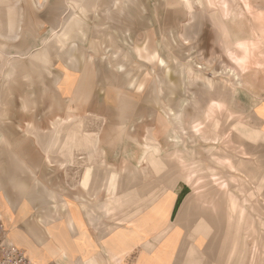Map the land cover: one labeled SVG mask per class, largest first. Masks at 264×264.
Returning a JSON list of instances; mask_svg holds the SVG:
<instances>
[{"label": "rangeland", "instance_id": "374dc122", "mask_svg": "<svg viewBox=\"0 0 264 264\" xmlns=\"http://www.w3.org/2000/svg\"><path fill=\"white\" fill-rule=\"evenodd\" d=\"M13 1L0 0V21L5 20L1 14ZM35 2L36 0H21L17 7L13 6L14 11L20 12L19 21H10L15 27L19 24L13 36L2 32L4 25L0 22V43L7 45L6 63L20 61L27 67V59L32 55L23 56L13 54L14 52L27 48L32 49V52L40 51L45 47L43 41L50 40L47 43L50 44L64 31L66 37L60 45L63 44L61 47H64L67 44V49L70 50L72 42L73 49H78L75 53L77 59L74 57V65H78L73 68L67 64L66 59L53 54L50 64L52 75L43 77H46V85L37 80L30 86L22 79V72L17 84L12 83L5 78L9 64L0 73V118H5L0 123V130L10 144L9 148L0 145L2 193L14 200L21 195L22 188L28 194L34 192L31 196L33 198H45L44 189L36 188L33 179L31 180L32 171L37 179L35 182L39 181L48 190L65 196L67 200H81L79 204L76 202L79 205L77 208L62 198L70 206L73 223L81 226L84 235L90 239L83 220L92 226H89L90 232L98 246H103L102 241L104 243L119 231L125 233L122 237L131 238L128 228H135V216L139 215L135 206L140 204L143 249L147 250L146 243L148 246L156 243L158 255L170 253L168 247L161 245L162 237L170 236L176 230L175 227L179 226L177 213L194 187L192 185L190 189L182 183L184 167L187 166L191 174L202 172L201 175L207 181L220 179L221 175L226 179L232 174L223 172L224 166L221 165L230 149L216 146L214 142L199 143L198 138L196 139L199 123L203 127L212 128L209 112L223 107L224 110L221 109L222 112L217 115L223 120L227 117V107H230L246 111L244 116L235 114L236 120L229 112L235 123L238 121L240 124L239 121L242 120L261 127L263 124L253 110L257 98L264 101V74L261 68L256 61H252L248 71L236 77L238 69L231 63L229 54H224L216 44L214 27L210 22L202 27L199 37L185 35L188 31L186 26L193 23L187 6L195 13L201 11L194 0H92L89 6L88 0L85 3L78 0L74 5L68 4L66 0H39L38 3L41 4ZM224 7L218 4V14L211 16L220 17L223 25L227 26L230 23L227 19L229 9L227 5ZM242 8L240 2L231 5L233 13L246 16L244 19H235L232 29L238 36L250 37L253 15L242 11ZM253 14L261 13L255 9ZM70 15L75 18L76 26L66 24L63 30L61 26L53 32L54 25ZM263 20L264 17L259 22L264 23ZM257 27L260 28L258 25ZM232 45L235 44L230 43V49ZM66 68L70 69L72 85L62 90L56 89L51 82L62 76V73L64 75ZM239 82H242V86ZM209 84L213 86L212 89L208 87ZM80 86L87 91L88 100L76 102L74 94ZM8 87L10 90L6 91ZM238 88H242V91L233 99V91L237 92ZM30 96L35 101V106L25 110L22 100ZM261 114H264V107ZM59 118L63 120L61 125L64 131L78 133L79 140H84L86 147L72 146L69 153H58L48 158L28 134V128L33 126L48 129ZM183 127L188 128L190 133L188 137L179 139ZM69 135L73 140L74 135ZM237 152L242 156L247 155L242 148H237ZM252 152L256 155L253 157L254 161L260 159L264 166V142L254 146ZM150 156L156 157L167 175L154 172L144 162ZM103 163L113 173L126 174L125 166L137 168L142 177L139 179V187L119 190L115 185L112 193L104 191L96 199L94 194L83 189L81 183L85 172L96 168L94 171L97 173V167L100 168ZM250 169L260 173L251 162ZM188 179L186 176V181ZM205 180L201 179V182L204 183ZM11 181H15L16 185H12ZM250 181L253 183L256 180ZM254 183L259 186L258 191L263 193L264 186L261 182ZM241 191L248 195L244 198L240 195L227 198L226 194L223 195L218 190L217 193L195 197L196 206L204 214L205 227L210 231L202 234L205 241L201 240L198 246L194 242L185 245V253L179 255L177 252L171 264H188L190 260H200L202 264H238L235 255L231 258V251L239 242L237 233L244 239L243 232L250 216V208L254 207L258 213L255 212L256 225L257 215L264 214V211L257 209L258 203L263 204L264 196H254L252 191L243 189ZM149 195H154V201L149 200ZM209 200L211 203H207ZM227 200H233L232 205L238 208L235 217L226 214L230 207ZM33 207L31 218L18 226L27 231L28 225L37 223L39 228L31 227L35 230V242L40 246L37 239L40 235L45 240L40 247L48 248L39 259L37 255H31L29 250L28 253L36 264H51L52 260L58 264L52 254L57 255L59 251L46 233L43 221L39 222V217H44L50 207L39 201ZM60 207L53 206L52 211L56 210L59 213L54 214L64 218ZM196 214L195 210L192 211L193 220L181 227L187 239L188 234L192 233L191 229L198 223ZM6 216L7 213L0 212L1 241L12 246H23L11 238ZM107 217L110 220L106 219L105 226L98 229L103 218ZM254 231L255 234L262 233V227L256 226ZM152 234L153 238L150 236ZM71 236L72 241L77 242L78 237L74 234ZM179 240L182 242L181 238ZM263 242V238L256 239L255 243L252 238L248 239L242 264H260V260L264 264ZM191 246L196 252L188 255L186 251ZM19 250L26 254L22 249ZM29 263L31 264L30 260ZM87 264H99L97 257Z\"/></svg>", "mask_w": 264, "mask_h": 264}, {"label": "crops", "instance_id": "0c3cea01", "mask_svg": "<svg viewBox=\"0 0 264 264\" xmlns=\"http://www.w3.org/2000/svg\"><path fill=\"white\" fill-rule=\"evenodd\" d=\"M3 2H9L10 0H1ZM68 4H76L78 3V0H66ZM21 2V0H14L13 2L10 3V5L8 6L7 10L4 11L1 16L5 17V20H1L0 22L4 25L3 28V33H7L8 35H14L17 31V28L19 27V24L17 23V26L15 27V24H11L10 21H14V20H20V12L19 11H14L13 10V6L17 7V5ZM218 4H222L223 7L225 5L228 6L229 12L227 13V19L230 20V25L229 28L231 30L232 35H236L233 32V25L235 24V19L239 18V19H244L246 16L243 14H235V12H232L231 9V5L232 3H236V2H240L243 5L242 11H245L247 14H251L253 15V21L251 29H252V34L250 35V37H239L240 39L237 40L235 45H232V48L230 50L224 51L222 50V48H220L224 54H229L230 58H231V63L233 64L234 67H236L238 69V71H236V77H239L241 74L246 73L248 71V68L250 66V63L252 61H256L257 65L261 68V71L264 74V23H260L259 20L263 19L264 17V7H262V4H264V0H217L216 1ZM35 3H38V1L36 0ZM255 4V5H254ZM64 8V7H63ZM63 8H62V12H63ZM225 8V7H224ZM257 10L259 13L261 14H256L254 15L253 12L254 10ZM232 12V13H231ZM66 12L64 11L63 14ZM69 17L65 16L64 19L61 22H58L54 25V29L53 32L55 30H58L61 26H62V30L65 27V25L63 24V21L69 19ZM75 21V18H74ZM72 21L71 23L68 24V26L70 27H75L76 23ZM264 21V20H263ZM74 22V23H73ZM20 23V22H19ZM78 24V22H77ZM260 26V28L257 27ZM212 26V25H210ZM15 27V28H12ZM214 27V26H213ZM60 29V30H61ZM15 30V31H14ZM214 33L216 35V27H214ZM252 36V37H251ZM18 38V36L16 37V39ZM57 38V37H56ZM54 38V40H52V42L50 44H47L49 41H43V45H45V47L43 49H41L40 51L37 52H32L30 48H27L25 50H19L14 52L13 54H19V55H24V53H28L27 55H32L33 59H35L34 64H30L29 58L27 59V67L24 64H22V62L20 61H13V62H9L6 63L5 60H7L8 56L5 54V51L7 49V45L0 43V60L2 61V63H0V73L4 70L5 65L9 64V69L7 70V72L5 73V78L10 81H12V83L17 84L18 78H19V74L22 72V79L28 83L30 86H33L36 81H42L44 85H46L47 80L46 77L45 79L43 78L44 76H51V69H50V64L52 61V56L53 54L56 55L58 58L61 59H66L67 60V64L69 66V58L71 55H73L76 59V51H78V49L74 50L73 46H72V42H71V51L69 49H67V47H69V45L65 44L64 47L60 45V40ZM217 44V43H216ZM218 45V44H217ZM219 47V46H218ZM15 51V50H14ZM45 54V55H44ZM26 55V56H27ZM13 55H10V57ZM43 57V58H41ZM48 57V60H45V58ZM78 65V63H76L75 65H73V68H75ZM68 71L70 70L69 68ZM66 69H64L65 74L59 77H56L52 82V86L55 87L56 89L62 90L64 89V87L62 88L60 86V84L63 82V80L66 77ZM70 72V71H69ZM240 86H242V82H239ZM13 84V85H15ZM11 86V84L9 85V87ZM239 86V87H240ZM8 88H6V91L10 90ZM230 89V88H229ZM47 90H49V88H47ZM231 90V89H230ZM239 90V91H238ZM237 92L233 91V99H235V97L237 95H239L240 91H242V88H238ZM232 91V90H231ZM251 96V95H250ZM23 103H27V107H24ZM35 106V101L32 99V96L24 98L22 100V107L25 110H29L31 108H33ZM264 107V101H261L259 98H257L255 100V104L253 106V110L255 113V116L260 120V122L263 124L261 125V127H255L252 126L251 124H248L246 122H243L242 120H240V124L237 123L238 121H236V123L239 125V127H243V131H239L236 132L232 129H222V131L217 132L214 131L213 128L210 127H203L200 123H199V130H198V135H196V137L198 138V142L201 144H205L207 142H214V145H219L220 147L230 149L227 150L228 153L227 155H225L226 157H224V159H222L221 165L224 166L222 167V171L223 172H227V173H232L230 177H227L226 179L222 178L221 175V180L224 179L222 182H218L220 179H215L214 181L211 180H205V176H203V174H197V173H192L187 170V166L184 167V170L182 172V183L185 184L187 187H190V189H192V185H194L193 189H192V193H190L183 201V227H185V225L193 220V216H192V211H196V222L198 221L197 224H195V226L193 227L192 233L189 235L188 237L189 239H187V235H184L183 233V237L182 239V243L183 246L185 245H189L192 244L193 242L196 243V245L198 246L201 243V240L205 241V239H203L202 236V230L205 228V224H204V214H202V210L200 208H198L195 204V197L197 195H205L211 192H216L219 190V184L220 183H225L226 184V189H227V193L226 196L227 198L229 196H237L240 195L242 196V198H244L245 196H247V192H242V183L241 180L243 182V184L245 185V189L247 191H252V194L255 196L256 194H259V196L263 197L264 196V192L261 193L259 192V186L257 184H255L254 182L252 183L251 181L248 180L247 176L244 175L243 173L240 172V170H238L237 166L238 163L241 159L244 160H249L251 162V164L254 167H257L258 171L264 175V166H263V162L260 159H256V161H254L253 157H255L256 155L253 154L252 149L254 148V146L259 145L261 142H264V114H261V110ZM227 111H229L232 115L233 118L235 119V114L237 115H241L244 116L246 115V111H240L238 109H234V108H230L227 107ZM5 120L4 117L0 118V123L2 124V122ZM236 120V119H235ZM62 118L59 119H55L51 126L48 129H41V128H35L33 126H30V128H28V134L35 140V144L38 145L43 152L45 153V155L48 157V149H50V147L52 146V142H53V138L55 136V134L60 131L63 132L67 135L69 134H73L74 135V139L72 140V146H85L84 140L80 139L79 140V134L76 132H65L64 131V127L61 125L62 122ZM185 130V127H183ZM206 128V129H205ZM243 132V133H241ZM89 135V134H88ZM78 141V143H77ZM82 142V143H80ZM0 145H4L7 148L10 147L9 142L7 141V139L5 138L4 133L0 130ZM216 145V146H217ZM86 147V146H85ZM99 147H101L99 145ZM237 148H242L245 149L247 155L246 156H242L239 154V152H237ZM233 150V151H231ZM12 153V151H11ZM13 156V154H11ZM49 158V157H48ZM189 166V165H188ZM31 180L34 182L35 187H42L45 191L44 193L47 191L50 192V190H48L45 186H43L42 183H40L39 181V185L36 184L35 180V175L34 173L31 171ZM208 175V174H207ZM217 175V174H215ZM186 176L189 177L188 181H186ZM201 179H204V183L201 182ZM1 182V181H0ZM13 182V183H12ZM227 182V183H226ZM12 185H16L15 181H11L10 182ZM15 183V184H14ZM20 187H22V185H19ZM0 188L2 189V186H0ZM19 188V187H18ZM0 197L2 200V207L3 213H7L6 218H8V222L10 225L9 231H10V236L11 238L14 236V234H16L17 232L23 231V232H27L28 228L31 229V227L33 226H37L39 228V225L37 223H33L34 225H28L27 227V231L20 229L19 228V224L22 222H26L27 220H29L31 218V214L32 211L34 209V204L35 202L37 203V201L40 202V204H45L47 206L50 207V209L48 211H52L53 210V203H48L46 194H45V198H40V199H36L31 197L32 195H34L32 192L28 194L27 191H24L21 188V195L16 198V199H10V197H7L2 193L3 190H0ZM258 192V193H257ZM26 194V195H25ZM28 194V195H27ZM48 195V194H47ZM26 196V197H25ZM63 196V195H62ZM29 197V199L27 198ZM193 197V198H191ZM63 198L65 199V201H67L68 203H71L72 205H74L75 207H79V203L81 200H67L65 198V196H63ZM238 199V198H237ZM236 199V200H237ZM232 201L227 200V202L229 203L230 207L229 209L226 211L227 216L229 217H235L237 215L238 212V208L237 206H233L232 205ZM244 201V200H243ZM254 201V199L252 200V202ZM263 204L261 205L263 210H264V199H262ZM78 204H77V203ZM242 202V201H241ZM253 206V204H251ZM258 206H260V203H258ZM140 204L135 206L136 211L139 212V215L135 216V220L138 218V216H140V221L142 226L139 229L140 235H141V239L137 240L134 239V245H135V249L133 250V255H131L130 257H128V261L125 260L124 264H135L138 261V258L136 256L139 255H151V257H153V255H158L157 253V244L154 243V245L156 246V250L150 252L149 254L146 252V250L143 249L144 246V240L142 239L143 233H142V228H143V218H142V213H140L142 210L139 209ZM134 209V211H135ZM250 216L248 218V221L246 223V228L245 231L243 232V238H244V243L247 245V241L249 238H252L254 243L256 241V239L259 238H263L264 240V214L259 216L257 215V225H256V209L254 207L250 208ZM1 212V213H2ZM186 213V214H185ZM257 213V212H256ZM258 214V213H257ZM255 215V216H254ZM28 218V219H27ZM110 220L109 217L107 218H103V220L101 221V226L98 227L101 228L102 226H105V221ZM83 220V219H82ZM84 224H85V228H86V232L88 234H90L92 241L94 242V246L96 244L94 235L90 232V225L87 224L86 220H83ZM127 223V222H124ZM90 226V227H89ZM153 226V225H151ZM256 226H261L262 227V233L258 232V234H255L254 228ZM94 228V227H93ZM95 229V228H94ZM40 234V232H39ZM38 234V235H39ZM123 235L125 233H122ZM152 238L154 237V235H150ZM38 239V244H40V246H42L45 243V240L41 238V236L39 235ZM110 239V238H109ZM109 239H107L106 241H108ZM127 239V238H125ZM187 239V240H186ZM104 240V239H103ZM106 241L103 243L102 241V245L103 246H98L96 244L95 247L89 248L88 250L83 251L82 253L78 254L79 256L74 257V261L72 264H77V261L80 260H92L93 258L96 259V253H101L105 258L109 257V252L108 249L106 248ZM153 241L150 240V242ZM264 245V242H263ZM146 247H148V243H146L145 245ZM19 249H22L23 251L26 252L27 257L34 261L35 259H32L31 256L28 253V248L26 245H23L21 247L17 246ZM96 247H101V248H96ZM196 249H193V247L191 246L189 248V251L187 250V254L188 255H192L195 254ZM80 255H87L85 258L83 256ZM166 255V254H164ZM158 257H154L153 260L157 261ZM51 264H56L54 260H52L50 262ZM49 264V263H47ZM107 264H110L109 262ZM138 264V263H137ZM188 264H202V262L200 260H190L188 261Z\"/></svg>", "mask_w": 264, "mask_h": 264}, {"label": "bare ground", "instance_id": "6f19581e", "mask_svg": "<svg viewBox=\"0 0 264 264\" xmlns=\"http://www.w3.org/2000/svg\"><path fill=\"white\" fill-rule=\"evenodd\" d=\"M216 1L217 0H194L195 4L199 5L201 9V11L198 13H195L193 9H190V7L187 6L189 8L190 14H192L193 23L186 26V28H188L187 29L188 31L186 32L185 35L187 37H195V38L199 37L202 27L207 22H210L214 27H216V35H215L216 43L218 44L220 48H222V50L227 51V50H230V43L236 44L237 40H239L241 36L232 35L231 30L229 28L230 23H227V26H224L220 17L211 16L212 14H215V15L218 14V11H219L218 3ZM83 2L85 3V0H83ZM90 3H92V0H88V6L90 5ZM38 4H41V3H38ZM72 21H74V17L73 15H70V18L63 21L62 25L69 24ZM65 37H66V33L63 31L57 38L60 40V42H63ZM27 54H28L27 52L24 53V55H27ZM29 61H30V64H34L35 59H33V57H30ZM74 62H75V58L73 55H71L69 58L70 65L73 66ZM66 72H67L66 77L63 80V82L60 84V86L62 88L64 87V89L72 85V79H71V75L68 69ZM83 83L84 82H82V86H83ZM79 85L81 84L79 83ZM82 86L76 88L77 91L74 94V101L76 102L85 101L88 97L87 91L84 89V87L82 88ZM208 87L210 89L213 88L211 84H209ZM23 104H24V107H27V103H23ZM221 109L224 110V108L221 107L218 109V111H215V112L208 111L209 116L211 118L209 122L213 130L220 132L222 131L223 128H225V126H227V129H232L236 132H238L239 129L240 131H243L244 128H240L239 125L233 121L232 117L229 116V111L226 112L227 117H225L223 120L220 119L219 116L217 115L218 113L222 112ZM209 116L207 115L206 117L208 118ZM189 133L190 132L188 131V128H185V130L182 129L181 131L182 135L179 137V139H181V137L183 138L184 136L188 137ZM196 135H198V132H196ZM71 145H72V136L58 131L53 138L52 146L50 147V149H48V153H47L48 157L55 156L58 153H65V152L69 153L71 151ZM144 162L146 164H149L154 172H157L158 174L167 175V173L164 172L161 166L158 164L155 156L148 157ZM237 168L238 170H240L241 173L247 176L249 181L251 179L254 181L255 179L257 182L260 181L262 186H264V175H262L261 173L253 172L254 170L250 169V161H246V160L239 161ZM94 169L88 170L87 172H85V174L83 175V180H82L81 185L83 189H86L87 191H90L91 194H94V196H96V199H99L100 198L99 194L102 195L104 191L106 193H112L114 191L115 185L117 186L119 190H125V189L132 188V187H139V184H140L139 179L142 178L140 174L141 172L137 170V168L132 169L129 166H125L126 174L125 173L122 174L121 172L113 173V171H111L110 168H107L104 163L103 165L100 166V168L97 167V169L99 170L97 171V173L96 171H94ZM241 183H242L241 184L242 189L246 191L245 185L243 184L242 180H241ZM36 184L39 185V182H36ZM0 186H1V182H0ZM219 191H221V194L223 195L227 193L225 183H222L220 185ZM45 194L47 197L46 201H48V203L52 202L53 206H56V208L61 206L60 208H61V212L64 215V218H61L60 216H56L54 212L59 213L56 210L47 211L44 217H39L40 218L39 222L43 221L45 228H46V233L49 235V237H51L54 243L55 249L59 251L57 255L56 253L52 254L54 258L57 259V263L58 264H72L74 261V257L79 256L78 254L82 253L85 250H88L89 248L94 247L93 241L92 239L84 235V230L82 229L81 226H79L78 224L75 225L73 223L72 215L69 212L70 206L65 204V202L62 199L63 198L62 195L57 194L54 191H50V192L47 191V193L45 192ZM149 196H150L149 200L154 201L155 199L154 195H149ZM209 196L213 197L215 195L213 196L209 195ZM207 203H211V200H209ZM183 209H184L183 206H181L177 213V217H176L178 219L179 226L175 227L176 230L173 231V233L170 236L168 237L163 236L161 240V245L163 247L164 246L168 247L170 253H166V255H153V257H151V255L136 256L138 258V261H137L138 264H171V260L173 256L177 254V252H179V255H182L185 253V250L187 249V247L182 246V242L179 240V238L183 237V231L181 228L183 227V219H184ZM257 209L260 212L264 211L262 206L261 205L258 206V204H257ZM2 210H3L2 200L0 197V212H2ZM135 222H137V224L135 223V228L133 229L128 228V231L130 234L129 236H132L131 237L132 239L131 238L125 239L124 237H122V233L119 231L112 238L106 241V248L108 249L109 257L105 258L102 254L96 255L97 261L99 264H106V261L107 263L109 262L110 264H124L125 260H127L128 257L133 255V250L135 249L134 239L136 238L137 240L141 239V235L138 232H139V228L142 226L140 217H138ZM244 228H246V225ZM32 229L33 228L29 229L27 232H23V231L17 232L16 234H14L12 238L14 241L18 242L20 245L21 244L26 245L30 254L37 255V258L39 259L40 256L43 255L45 251H47L46 250L47 246L45 247L43 246L44 247L43 248L37 245V243L35 242L37 240H35V235H34L35 230L34 229L32 230ZM151 230H154V229H151ZM209 231H210L209 228L205 227L202 230V234L207 233ZM72 234L78 237L77 242H75L76 244L72 241V236H71ZM238 234L239 233H237V237H238L237 239L239 240V242L232 249L231 258L233 257V255H235L238 259L237 263L242 264V259L244 258V255H246L247 245L244 243V239H241L240 236H238ZM142 239H144L143 236H142ZM13 246L16 247V245H13ZM51 250L53 251L54 249H51ZM155 250H156V246H154L153 244H149L146 252L149 254L150 252L155 251ZM49 252L51 251L49 250ZM128 253L130 255H127ZM25 256L27 257L26 254ZM80 256H83L85 258L87 255H80ZM154 257H158L157 261L153 260ZM30 262L31 264H36V262L32 260H30ZM87 262H88L87 260L83 259V260L78 261L77 264H87ZM260 264H263V261L260 260Z\"/></svg>", "mask_w": 264, "mask_h": 264}, {"label": "built area", "instance_id": "2783aa9c", "mask_svg": "<svg viewBox=\"0 0 264 264\" xmlns=\"http://www.w3.org/2000/svg\"><path fill=\"white\" fill-rule=\"evenodd\" d=\"M1 238V237H0ZM0 264H30L19 249L2 242L0 239Z\"/></svg>", "mask_w": 264, "mask_h": 264}]
</instances>
